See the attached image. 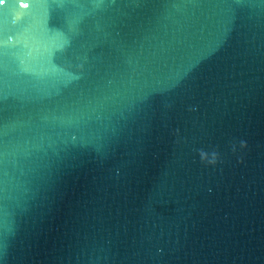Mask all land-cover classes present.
<instances>
[{
  "label": "water",
  "instance_id": "obj_1",
  "mask_svg": "<svg viewBox=\"0 0 264 264\" xmlns=\"http://www.w3.org/2000/svg\"><path fill=\"white\" fill-rule=\"evenodd\" d=\"M0 264H264V0H0Z\"/></svg>",
  "mask_w": 264,
  "mask_h": 264
}]
</instances>
